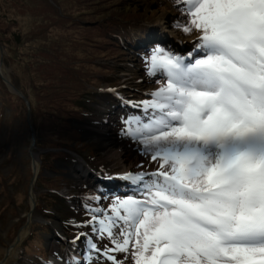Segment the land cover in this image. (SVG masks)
I'll return each mask as SVG.
<instances>
[{"label":"rangeland","instance_id":"rangeland-1","mask_svg":"<svg viewBox=\"0 0 264 264\" xmlns=\"http://www.w3.org/2000/svg\"><path fill=\"white\" fill-rule=\"evenodd\" d=\"M180 7L176 0H0L3 63L14 86L0 80V264H59L52 257L63 261L64 252L76 262L80 235L101 249L111 246L106 233L100 238L93 232L90 209L108 212L114 201L128 195L99 190L101 196L92 197L89 188H95L81 177L80 164L86 171L91 167L110 174L123 170L118 161L124 159L129 171L142 172L149 180L147 171L155 172L159 163L151 160L142 143L125 134V121L133 117L130 104H125V115H114L100 94L118 97L117 90L129 92L138 95L129 96L138 105L150 100L166 78L160 72L148 74L143 53L140 62L105 36L108 29L129 38L135 35V21L114 23L113 17L137 11L156 20L163 43H176L186 34L178 27L187 21ZM115 80V88L106 87ZM98 85L104 86L102 92ZM85 96L96 97L82 109ZM139 110L147 119L143 108ZM116 150L117 155L110 156ZM138 186L132 182L133 189ZM23 227L28 232L15 243ZM14 243V257L6 258ZM110 255L124 260L126 254ZM93 257L91 264H113ZM83 259L82 264H89ZM124 264H133L131 256Z\"/></svg>","mask_w":264,"mask_h":264},{"label":"snow or ice","instance_id":"snow-or-ice-1","mask_svg":"<svg viewBox=\"0 0 264 264\" xmlns=\"http://www.w3.org/2000/svg\"><path fill=\"white\" fill-rule=\"evenodd\" d=\"M176 2L187 17L178 27L199 43L187 63L151 51L148 74L166 80L134 105L147 119L124 129L159 167L149 180L121 177L140 198L90 209L93 232L111 242L90 239V252L113 264H264V0Z\"/></svg>","mask_w":264,"mask_h":264},{"label":"bare ground","instance_id":"bare-ground-1","mask_svg":"<svg viewBox=\"0 0 264 264\" xmlns=\"http://www.w3.org/2000/svg\"><path fill=\"white\" fill-rule=\"evenodd\" d=\"M169 35V34H168ZM0 73L2 74V76L4 77V79L7 81V82H5V83H7L8 84V86L9 87H13V83L11 82V80H10V77L8 76L9 75V73H8V71L6 70V68H5V65H4V63H3V58H2V55H1V53H0ZM20 91V90H19ZM29 110H30V107H29ZM111 146V145H110ZM112 147V146H111ZM111 153V152H110ZM120 154V153H119ZM111 155H117V150H116V152H112L111 154H110V156ZM118 157V156H117ZM119 159V158H118ZM35 161H36V163H35V169H36V172L39 170V165H38V162H37V159L35 158L34 159ZM123 160V162H120V161H118V163H120V165L121 166H123V170H127L128 169V167H127V165L125 164L126 163V161L124 160V159H122ZM83 168V167H82ZM82 168H80V174H81V177L83 178V179H86V180H88V181H90L88 178H89V176H88V173L84 170V169H82ZM122 170V171H123ZM40 174V173H39ZM125 175H127L126 173H124ZM110 188V187H109ZM31 197H32V201H35L36 199H35V193H34V191H33V188H32V190H31ZM34 216H36V215H34ZM31 218H33V213L31 212V213H29V219H31ZM28 223V222H27ZM53 227H54V225H53ZM28 232V227H23L22 229H21V231H20V234H19V237L16 239V243H18L19 244V242L25 237V235H26V233ZM86 249H84V251H85ZM15 252H16V245L15 244H13L12 246H11V248L9 249V250H7L6 251V258H13L14 257V254H15ZM77 255H75V257H76ZM8 260V259H7ZM10 260V259H9ZM8 262V261H7ZM6 262V263H7ZM67 264H69L68 262H67ZM75 264H78V263H75Z\"/></svg>","mask_w":264,"mask_h":264},{"label":"trees","instance_id":"trees-1","mask_svg":"<svg viewBox=\"0 0 264 264\" xmlns=\"http://www.w3.org/2000/svg\"><path fill=\"white\" fill-rule=\"evenodd\" d=\"M137 15V14H136ZM134 16H135V13L134 12H131V13H129V14H124L123 16H120V17H117V16H114L113 17V22L114 23H118V22H122V20H125V19H133L134 18ZM102 25L104 26L105 25V23H102ZM144 28H147L145 25L142 27V29H144ZM145 34L144 35H146V34H148L149 32L148 31H146V32H144ZM122 37H123V35H121V34H119V33H116V32H114V31H111V30H109L108 29V32H107V35L105 36V39L108 41V42H110V43H112V42H115V43H117L118 45V47L121 49V51L122 50H126V47H128V45H127V42L126 41H124V42H122L121 40H122ZM131 37V39H129L128 41L129 42H131V43H134L135 41H134V37L131 35L130 36ZM127 51H129V50H127ZM114 66L115 67H117V65H115L114 64ZM118 69V68H117ZM114 71H116V68H114L113 69ZM114 74V72H111L110 74H108L105 78H108V77H110V75L111 74ZM112 74V75H113ZM87 100V99H86ZM70 135L72 136V137H76V134H72V133H70ZM41 149H44V150H47L48 148H41Z\"/></svg>","mask_w":264,"mask_h":264},{"label":"water","instance_id":"water-1","mask_svg":"<svg viewBox=\"0 0 264 264\" xmlns=\"http://www.w3.org/2000/svg\"><path fill=\"white\" fill-rule=\"evenodd\" d=\"M0 53H1V55H2V58H3V49H2V46H1V44H0ZM24 100H25V102L27 103V100L24 98ZM28 107V106H27ZM28 111H29V107H28ZM32 144H33V142H32Z\"/></svg>","mask_w":264,"mask_h":264}]
</instances>
